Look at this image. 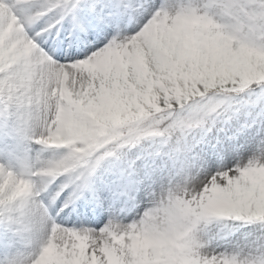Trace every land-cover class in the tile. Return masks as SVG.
<instances>
[{
    "label": "snow or ice",
    "instance_id": "6c2138e0",
    "mask_svg": "<svg viewBox=\"0 0 264 264\" xmlns=\"http://www.w3.org/2000/svg\"><path fill=\"white\" fill-rule=\"evenodd\" d=\"M209 2L227 6L231 0H203L192 11ZM182 10L174 0H43L39 6L0 0V82L17 84L15 91L0 88V264H143L134 247L145 231L141 213L128 222L117 217L145 205L146 197L156 203L157 180L165 173L173 182L184 177L185 185L195 183L193 173L202 178L197 199L201 205L208 200L205 213H214V227L201 241L209 249L205 256L240 260L243 248L256 254L240 264H264V221L236 218L257 192L246 174L264 170V136L235 147L184 141L167 151L150 144L127 154L131 130L192 95L239 92L252 101L245 127L264 123V60L257 59L264 43L225 47L209 41L206 23L178 33L163 51L150 49L142 64L110 58L112 46ZM65 85L77 99L87 88L93 99L108 92L139 103L135 113L115 109L119 117L101 112V127L86 111L70 109ZM71 119L90 131L73 132ZM33 141L63 151L32 155ZM69 207L83 221L79 227L56 222ZM245 225L255 231L237 236ZM25 243L37 246L34 255H24Z\"/></svg>",
    "mask_w": 264,
    "mask_h": 264
},
{
    "label": "clouds",
    "instance_id": "9594fccd",
    "mask_svg": "<svg viewBox=\"0 0 264 264\" xmlns=\"http://www.w3.org/2000/svg\"><path fill=\"white\" fill-rule=\"evenodd\" d=\"M201 12L202 19L209 26V41L230 48H254L264 43V3L231 0L227 6H222L209 2L204 4ZM257 59L264 60V56H258ZM250 103L252 101L239 92L229 94L211 91L207 96L201 94L187 97L183 103L169 105L173 111L141 122L136 131L150 133L144 140L148 143L130 147L127 154L134 156L150 144L160 145L162 150L167 151L184 141L190 144L202 142L201 148L208 144H219L224 148L243 145L257 133L264 136V123L259 127H245L247 106ZM166 180V175L160 178L156 185L157 191ZM202 191L197 186H189L183 192L161 193L160 200L155 198L156 203L146 197L148 202L140 211L143 227L178 233L193 249L192 255L205 256L209 249L197 245V241L206 239L207 233L202 226L206 205H201L197 199V194ZM168 195L179 199L169 201ZM161 208L164 209L163 214L158 210ZM255 254V250L248 252L243 248L237 253L242 262H247Z\"/></svg>",
    "mask_w": 264,
    "mask_h": 264
},
{
    "label": "rangeland",
    "instance_id": "374dc122",
    "mask_svg": "<svg viewBox=\"0 0 264 264\" xmlns=\"http://www.w3.org/2000/svg\"><path fill=\"white\" fill-rule=\"evenodd\" d=\"M174 2L176 4H181L183 10L176 13L174 17L166 15L158 20H154L151 25L148 26L146 35L141 36V32L131 39V44L139 41L140 55L138 60H133L132 55H130V52H132V45L130 48V46L128 45L129 40L125 41L123 44H116L112 46L109 50L110 58L114 59L118 63L131 64L134 61L136 63L142 64L146 60L147 54L150 49L163 51L165 49V46L171 44L172 38H174L178 33H184L187 35L195 26H202L206 24V22L202 19L201 11H192V6L196 5L197 3H202L203 0H174ZM33 3L39 6L41 3H43V0H33ZM84 68L87 71L89 65H85ZM251 82L252 81H249V83ZM5 87L10 88L12 91H15L17 88V84L11 83L6 86L3 84V82H0V88ZM86 90L87 88L84 89L81 93V98L77 99L72 93L71 88L65 86V88H63V95L66 103L69 104L71 110L74 111L77 107H79L81 110L86 111L89 117L93 119L98 126L102 127L103 125L102 121L98 120L97 117L101 112L106 110L105 108H107V104L103 98L104 94H107V96L111 99V102L118 106L119 109H123L125 111L130 109L133 113L136 112L139 101H137L135 98L129 99L128 97H122L106 92L103 95L96 94V98L93 99L92 97H84V93ZM112 115L114 116V114ZM72 123H77L81 131H90L75 119H71L68 121L69 126H71ZM146 139H141L139 140V142ZM30 147L33 151L42 149V146L38 145L35 142L34 144L33 142H31ZM52 149L53 148L51 147L46 148L45 150L42 149L43 156L50 157V155L53 153ZM13 164H15V162H13ZM14 170H16L15 167ZM165 175L167 176L166 183L164 185H161L159 191L156 190L157 200L161 199V193L168 194L175 191L183 192L189 186H198L202 180V178L197 179L195 177V174L193 173L192 179L195 180V183L189 182L187 185H185L184 177L177 176L175 182H173L168 178L167 173ZM246 175L249 181L257 186V192L251 197V199L247 200L244 203V206L246 207L245 209H247V207L252 203L256 204L254 210H257V212H244L245 214H242L236 218L247 223L264 221V170L259 167H254L250 169ZM159 180L160 179L157 180V184L159 183ZM167 198L169 201L179 199V197H175L172 195H168ZM204 203L205 205H208L210 202L208 200H205ZM238 203L240 202L238 201ZM213 206L218 207L217 204H213ZM143 207L144 202L141 203L140 208L128 212L126 219L123 222H128L129 220L134 218L137 213L142 210ZM248 209L249 211L253 210L250 208V206ZM158 210L160 214H163L164 209L161 208ZM213 218L214 213H204L202 217V226L206 232L210 231L214 227L212 223ZM105 219H107V217ZM98 226L99 225L97 224H93L92 227ZM253 231H255L254 225H245L239 230L236 235L239 236L241 233ZM25 244L22 246L23 248H25ZM197 245L202 246L201 242L199 241H197ZM134 247H136L138 255L143 260V264H183V260L179 254V249L181 250L183 248L187 252V255L191 260V264H193V262L202 261L204 259L208 260V264H240V260L238 259H230L223 256H194L192 255L193 249L184 241L181 235H179L178 233L164 232L159 229L145 228L144 233L139 234L137 236V239L134 241ZM225 248L226 245L224 241L218 242V250L223 251L225 250ZM24 255L28 256V254L25 252Z\"/></svg>",
    "mask_w": 264,
    "mask_h": 264
},
{
    "label": "bare ground",
    "instance_id": "6f19581e",
    "mask_svg": "<svg viewBox=\"0 0 264 264\" xmlns=\"http://www.w3.org/2000/svg\"><path fill=\"white\" fill-rule=\"evenodd\" d=\"M147 31H148V27L145 29V30H142V33H141V36H143V35H146V33H147ZM131 42V39L129 40V42H128V45L130 46V48H131V45H132V48H131V50H132V52H130V55H132V58H133V60H137V58H139V55H140V46H139V41H137V42H135V43H130ZM129 50V49H128ZM65 86H67V85H65ZM64 86V87H65ZM255 205L256 204H251V205H249L250 206V208L251 209H253V210H250L249 211V206L247 207V209H245L246 207L244 206V212H252V213H255V212H257V210H254L255 209ZM245 210H247V211H245ZM124 219V218H123ZM122 219V220H123Z\"/></svg>",
    "mask_w": 264,
    "mask_h": 264
}]
</instances>
